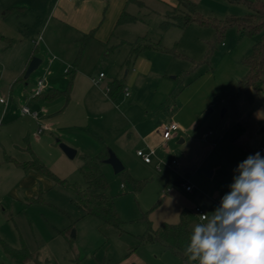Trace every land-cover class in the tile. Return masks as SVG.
Returning <instances> with one entry per match:
<instances>
[{"label": "rangeland", "instance_id": "obj_1", "mask_svg": "<svg viewBox=\"0 0 264 264\" xmlns=\"http://www.w3.org/2000/svg\"><path fill=\"white\" fill-rule=\"evenodd\" d=\"M17 1L0 0V31L15 40L9 48L0 40V80L4 84L0 95L6 98V89L14 81L9 75L14 73L13 66L24 60L34 47L31 39L38 37L35 29L21 30L25 35L15 27L6 34L5 27L9 26L5 20L20 21L24 15L18 10L5 16L6 7ZM194 1L202 16L208 19H224L227 15H242L248 11L243 0ZM152 18L138 20L131 26L136 33H147L146 38L156 40L169 50L149 49L145 52L151 59L152 68L148 72H137L135 83L127 85L130 96L122 95L111 103L105 99L104 91L107 81L113 76L123 77L125 71L134 66L133 61L125 62L130 45L108 54L105 49L100 56L95 55L98 51L86 55L84 66L91 70L90 77L98 78L100 71L106 76L97 86L83 90L87 99L77 103V98L73 97L69 103L64 117L68 124L63 127L70 125L68 131L73 134L66 135L71 139L76 137L77 141L67 142L65 134H54L45 124L37 127H42L41 132L37 129L28 138L26 134H20L22 125L19 121L7 122L0 118V148L3 151L27 159L31 157L27 150L30 145L45 166L68 183L83 187L82 156L95 155L104 147L112 150L125 167L115 173L109 163H101L109 183L108 194L114 197L122 221L115 227L84 214L72 203L73 191L53 177L9 164L7 166L12 168L14 175L6 181L2 175L5 163L0 164V238L14 248L24 244L34 257L30 264H120L141 248L139 235L147 229L146 219L154 228L164 211L172 210L176 205H182V213L188 220H199L197 207L210 217L222 196L230 190L238 164L256 152L264 157L260 151L264 143V84L253 92L252 100L245 94L239 95L234 103L229 98V92L247 71L242 59L251 52L256 38L241 35L235 26H231L217 39L211 25L191 22L185 28L174 23L163 26L167 16L159 21ZM42 50L38 52L42 54ZM60 76L61 85L66 86L69 74L61 72ZM34 77L35 72L27 81L19 80L14 84L15 99L24 91L29 94L32 89L33 92ZM26 82L29 84L25 85ZM74 91L78 93L76 87ZM66 98L63 94L56 100H63L65 104ZM21 106L19 104V108ZM71 111L72 118L74 113L78 114L72 125L71 115H67ZM125 114L134 119L159 116L169 122L176 114L185 124L194 117H199V122L193 127L184 126L185 143L174 139L167 150L160 148L159 152L166 160L154 167V164L143 163L137 155L136 149L142 144L134 132L129 134L126 129ZM244 129L253 137L255 134L260 137L253 143L252 152H248L239 140ZM61 143L76 149L75 156L69 157ZM172 158L181 163L179 171H188L193 196H185L179 176L167 167L166 161ZM214 166L218 169L212 176L201 172L212 170ZM0 264L21 263L14 260L0 243Z\"/></svg>", "mask_w": 264, "mask_h": 264}, {"label": "crops", "instance_id": "obj_2", "mask_svg": "<svg viewBox=\"0 0 264 264\" xmlns=\"http://www.w3.org/2000/svg\"><path fill=\"white\" fill-rule=\"evenodd\" d=\"M17 2L12 6L6 7L5 16L18 10L23 12L24 15L20 21L13 22L8 19L5 20V24L10 27H5L7 30L6 34H9L8 30H11V28L14 29L15 27L20 34H25L21 30L27 31L29 29H35L37 30L38 37L37 39H31L30 43L33 44V49L27 56H24L23 61L13 66L14 73L9 74L11 76L10 80H14L15 82L11 81L12 83L6 89L7 98L9 99L8 103H0V109H2L0 111V118L2 121L6 120L7 122L19 121L22 125L21 129L18 127L21 130L20 134H26L28 138L29 134H33L34 131L36 132L40 124H45L48 128L50 126L53 129L54 134H65L67 142L77 141L76 137L71 139L70 135H66L73 134L68 131L70 125L63 127L68 124L64 122V117L66 116V111H68L69 103L73 97L77 98V103L80 99H87L83 90L99 84V82L94 81V77H90L91 70L89 71L84 66L86 55L88 53L95 54L98 51V54L95 55L100 56L105 49H108V54L113 50H120L127 44L130 45L125 62L129 64L133 61L134 66L126 70L123 77L113 76L105 83L104 90L106 95L105 99L111 103L117 101L122 95L125 97L130 96V93L126 95L125 92H121L116 99H112L108 94V88L111 82L114 79L122 80L125 88L127 85H133L139 70L148 72L152 68L151 59L145 55V52L149 49H157L155 47H148L136 55L132 54L131 44L133 42L149 41L156 43V40L149 37L146 38L148 34L143 31L144 34L141 33L143 35L136 33L131 23H135L138 20L146 21L151 17H154L152 19H156L155 21L163 20L168 16V12L172 11L178 4V0H18ZM124 11L135 16V20L118 23V18ZM0 34L4 36L0 37V40L5 41L6 48L14 44L15 40L13 38L5 35L1 31ZM63 34H66V36ZM28 48L30 49L29 46ZM40 49H43L42 54L38 52ZM34 56L41 58L42 61L38 68L33 71L35 72L33 82L36 87L37 80L43 77L46 90L39 96H33L31 93L32 89L30 90L31 95L24 91L23 95L19 94L17 95L19 98L16 97L15 99L13 96V86L19 80L27 81L33 73L27 78L24 76L29 62ZM66 69L69 71L66 72ZM61 72L69 74L70 76V80L66 86L61 85ZM28 84L29 82L25 83V85ZM3 86L4 84L0 80V90L4 88ZM75 87L78 93L74 91ZM63 94L67 96L65 104L63 100H56L57 97ZM23 103L28 104L34 110H38L40 118L35 119L30 115H23L19 108V104L23 105ZM67 115H71L72 118V111ZM74 116L72 120L69 119L71 125L74 124L73 122L75 121L73 119H77L78 114L74 113ZM123 116L127 122L126 129L129 130V134L134 132L138 140L141 141L142 146L137 149L144 148L146 151H149L150 148L155 149L154 158L152 157L153 159L150 163L142 160L146 165L154 164V167H159L166 160L164 154L159 152V149L166 148L167 150V147L174 139H178L179 143H185L186 129L184 126L190 125L193 127L199 122V117H194L188 124H185L182 119L177 118L176 114L172 115L173 118L170 119V122L175 121L179 123L184 130L173 132V136L164 142L161 137L160 127L169 121L159 116L149 117L146 115L135 119L134 117H128L126 114ZM239 138L242 146L248 152H252L253 143L257 142L260 137L256 134L253 137L252 134H248L247 129H244L242 134L239 135ZM31 148L30 145L27 148L31 153V157L27 159L19 158L17 155L3 151L0 148V164L5 163L3 164L5 171H3L2 175L6 178V181L12 179L14 175L12 168L9 169L7 165L12 164L20 167L7 158H14L18 161L30 160L33 156H37L35 149ZM172 159L166 161L167 167L179 176L180 186L185 196H193L195 194L194 188L189 192L181 185L182 176L188 178V171L185 169L179 171L181 163L172 165ZM217 169V166L212 167L210 176L214 175ZM185 196L182 194L183 198H186ZM181 206L176 205L172 210L166 209L164 214L161 215L158 221L159 223L154 228H157L162 222L177 223L182 215ZM197 216L199 220L195 222L192 218L189 219V228L192 232L195 225L203 220L199 214ZM140 245L141 248L139 250H136L129 258L122 260L120 264H182L181 259L176 254L158 242ZM194 264H198V262L194 261Z\"/></svg>", "mask_w": 264, "mask_h": 264}, {"label": "trees", "instance_id": "obj_3", "mask_svg": "<svg viewBox=\"0 0 264 264\" xmlns=\"http://www.w3.org/2000/svg\"><path fill=\"white\" fill-rule=\"evenodd\" d=\"M248 11L242 15L230 14L224 19L204 18L199 12L198 4L194 0H178L177 6L168 12L167 20L162 24L166 26L174 23L182 28L191 22L202 25H211L219 39L224 31L231 26H235L241 35L255 37L251 52L246 55L242 62L246 65V73L238 80L236 85L229 92L232 103L241 94H245L252 100L253 92L260 90L264 84V0H243ZM14 9V8H12ZM135 20V16L124 11L118 18V23ZM0 37H4L0 34ZM132 54L136 55L148 47H155L160 50L168 51L166 47L159 43L149 41H136L132 44ZM125 86L122 80L114 79L108 88V94L112 99H116ZM109 155L108 149L103 148L95 155H83V164L80 166V173L85 185L82 187L76 183H68L53 174L44 162L37 156L30 160L18 161L14 158H7L13 161L24 170H35L47 176H51L58 183L69 187L73 191L72 203L77 206L84 214H90L99 218L103 223L119 227L122 223L115 199L108 194L109 183L101 168L102 161ZM127 177L137 185L136 180L127 174ZM38 199V198H37ZM147 229L139 235L140 244L158 242L176 254L182 264H194L185 255L192 231L189 228V220L182 213L177 223L162 222L157 228H153L151 222L146 219ZM0 243L4 250L17 262L30 264L34 260L28 248L23 244L21 248H14L0 238Z\"/></svg>", "mask_w": 264, "mask_h": 264}, {"label": "clouds", "instance_id": "obj_4", "mask_svg": "<svg viewBox=\"0 0 264 264\" xmlns=\"http://www.w3.org/2000/svg\"><path fill=\"white\" fill-rule=\"evenodd\" d=\"M229 191L193 229L185 255L198 264H264V157L249 155Z\"/></svg>", "mask_w": 264, "mask_h": 264}, {"label": "built area", "instance_id": "obj_5", "mask_svg": "<svg viewBox=\"0 0 264 264\" xmlns=\"http://www.w3.org/2000/svg\"><path fill=\"white\" fill-rule=\"evenodd\" d=\"M65 71L68 72L69 70L66 69ZM103 77H104V73L101 72L99 74L98 78H94V81L98 83L101 81V79ZM45 88H46V85H45L44 79L39 78L37 80L36 87L32 92V95L33 96H39V95L43 94L46 90ZM124 92L126 95H129V91H128L127 87L124 89ZM8 101H9L8 98L0 95V103L7 104ZM20 109H21V113L23 115H30L35 119H37L39 117L38 111L32 109L28 104H23ZM41 130H42V127L38 129V132H41ZM177 130H184V128H182V126L175 121H171L169 123L162 124L160 127V133H161V137H162L163 141L165 142V141L169 140L173 136V132H175ZM261 152L264 154V144L261 146ZM136 153L144 162L150 163L152 161V156L155 153V149L150 148L149 151H146L144 149H137ZM171 164L177 165L178 161L176 159H172ZM181 185L184 187L185 190H187L189 192H191L193 190V185L189 183L187 177H185V176H182ZM195 210L200 215V217L202 219L204 218V216H206V214L202 211L201 208L197 207Z\"/></svg>", "mask_w": 264, "mask_h": 264}, {"label": "water", "instance_id": "obj_6", "mask_svg": "<svg viewBox=\"0 0 264 264\" xmlns=\"http://www.w3.org/2000/svg\"><path fill=\"white\" fill-rule=\"evenodd\" d=\"M42 59L39 57H32L31 61L29 62V65L25 71V78L29 77V75L38 68V66L40 65ZM225 111V109L223 110V112ZM208 113V112H207ZM206 113V114H207ZM60 146L62 147V149L64 150V152L69 156V157H74L76 154V149L72 148L71 146L65 144V143H61ZM108 157L105 158L103 161L105 163H109L113 169L115 173H119L121 171L124 170V164L122 163V161L120 160V158L112 151V150H108ZM203 174L210 176L212 173V170H202L201 171Z\"/></svg>", "mask_w": 264, "mask_h": 264}]
</instances>
